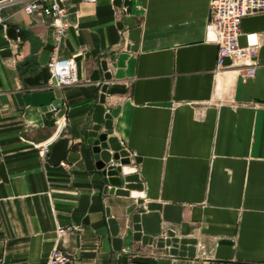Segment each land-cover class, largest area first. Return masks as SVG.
Masks as SVG:
<instances>
[{"label":"crops","instance_id":"obj_1","mask_svg":"<svg viewBox=\"0 0 264 264\" xmlns=\"http://www.w3.org/2000/svg\"><path fill=\"white\" fill-rule=\"evenodd\" d=\"M5 1L0 264H46L56 245L69 264H264V11L242 20V44L260 37L245 79L206 38L210 0H67L57 53L81 81L58 87L53 27ZM102 133L120 184L97 165Z\"/></svg>","mask_w":264,"mask_h":264},{"label":"built area","instance_id":"obj_2","mask_svg":"<svg viewBox=\"0 0 264 264\" xmlns=\"http://www.w3.org/2000/svg\"><path fill=\"white\" fill-rule=\"evenodd\" d=\"M24 2L23 9L28 13L40 11L53 27L56 47L47 62L50 71L48 79L49 86H67L77 84L81 81L78 74L77 61L74 57H59L57 50L70 26L66 15L69 11L67 0H21ZM95 1V0H89ZM6 1L0 0V22L6 19L2 9ZM264 11V0H210V16L207 22L206 38L218 45V64L222 65L229 57L233 60L244 61L247 65L243 73L244 78L253 76L258 62L257 54L260 46V37L257 32L247 33V43L240 42V36L244 33L242 20L247 14ZM20 27L17 28L19 32ZM51 138L36 146L40 147L43 156L50 149ZM122 143L125 142L122 140ZM127 150L132 153L130 148ZM130 160V156H127ZM115 165L114 162L110 163ZM129 164V163H127ZM127 164H124L126 166ZM116 166V165H115ZM123 166V167H124ZM135 168V167H133ZM125 173V168H123ZM66 228H59V232H65ZM71 254L59 245L52 250L46 264H69Z\"/></svg>","mask_w":264,"mask_h":264},{"label":"water","instance_id":"obj_3","mask_svg":"<svg viewBox=\"0 0 264 264\" xmlns=\"http://www.w3.org/2000/svg\"><path fill=\"white\" fill-rule=\"evenodd\" d=\"M58 103H62L61 99H56L53 102L54 106H57ZM107 138V134L106 133H102L99 138L95 141V145H94V150H95V156L98 159L97 161V165L99 168L103 169V171L106 173V175L108 176V180L111 181L113 184H120L122 183V176L120 175L119 170L117 169V167L113 164H107L104 160H102L100 158V150L102 147H107V143L105 142ZM115 158L116 159H120V161L123 164H127L130 162L128 157H121L120 153L117 152V154H115Z\"/></svg>","mask_w":264,"mask_h":264}]
</instances>
